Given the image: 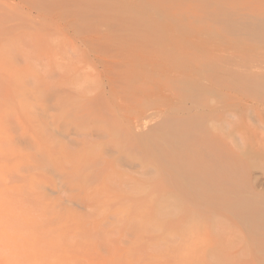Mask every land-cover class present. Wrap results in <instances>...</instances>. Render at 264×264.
<instances>
[{"label":"rangeland","instance_id":"rangeland-1","mask_svg":"<svg viewBox=\"0 0 264 264\" xmlns=\"http://www.w3.org/2000/svg\"><path fill=\"white\" fill-rule=\"evenodd\" d=\"M49 1L0 0V13L16 12L0 17V264H264V39L180 15L173 26L136 0ZM194 51L203 62H190ZM98 94L124 152L88 120ZM73 154L92 171L104 160L113 181L65 183L61 159ZM184 155L218 173L211 197L164 199L165 157Z\"/></svg>","mask_w":264,"mask_h":264},{"label":"bare ground","instance_id":"bare-ground-1","mask_svg":"<svg viewBox=\"0 0 264 264\" xmlns=\"http://www.w3.org/2000/svg\"><path fill=\"white\" fill-rule=\"evenodd\" d=\"M45 1V0H43ZM52 1V0H51ZM49 1V2H51ZM53 1H57V0H53ZM60 1V0H59ZM65 1V0H64ZM111 1V0H110ZM127 1V0H126ZM28 2V1H27ZM66 2V1H65ZM116 2V1H115ZM129 2V1H128ZM138 2V3H137ZM237 2V1H236ZM42 3V2H41ZM47 3V2H46ZM57 3V2H56ZM63 2H61L62 4ZM140 3V4H139ZM48 4V3H47ZM46 4V7H48ZM76 4V3H75ZM104 4V3H103ZM108 4V3H107ZM130 4V3H129ZM135 4V2H134ZM133 4V5H134ZM136 4L139 5V8L141 10V8L143 7L146 10H152L153 11H157V12H163L167 15H169L170 17L173 18V16H183L184 20L187 22V25L189 24L190 26H196L205 30H208L210 33L211 32H216V33H220V34H229L232 35L235 38H239L242 40H246V41H251L252 39L257 38H261L264 39V5H260L259 7L249 3L248 1H245L241 4L239 3H229L227 0H136ZM261 4V3H260ZM56 5V4H55ZM63 5V4H62ZM66 5V4H65ZM137 5V6H138ZM41 6V5H40ZM57 6V5H56ZM55 6V8H56ZM136 6V5H135ZM42 7V6H41ZM43 7H45L43 5ZM45 7V8H46ZM51 7V6H50ZM49 7V8H50ZM54 8V7H53ZM52 8V10H53ZM137 7V9H139ZM142 8V10H143ZM132 9V7H131ZM69 10V9H68ZM94 10V9H93ZM141 10V12H142ZM97 11V10H96ZM100 11V10H99ZM10 12V13H5L2 12L0 13V17L4 16V17H13L15 16L16 12L14 13ZM55 12V9H54ZM139 12V11H138ZM144 12V11H143ZM156 12V13H157ZM66 14V13H65ZM155 14V13H154ZM18 15V14H17ZM76 15V14H75ZM163 15V14H162ZM69 16V15H68ZM248 16V17H247ZM149 17V16H148ZM139 18V17H138ZM137 18V19H138ZM166 18V17H165ZM169 19V21L174 19V22H172L173 26L174 24H176L177 26H180L181 22L179 20H176L177 17H174L173 19L170 20L169 17H167ZM78 19V18H77ZM80 19V18H79ZM139 21H142L141 19H138ZM136 20V21H138ZM71 21V20H70ZM148 21V20H147ZM153 21V20H152ZM166 21V20H165ZM184 23V22H183ZM7 23H5L3 26V28H5V25ZM76 24V23H75ZM74 24V25H75ZM143 24V23H142ZM171 24V22L169 23ZM144 25H146V23H144ZM171 25V26H172ZM133 26V25H132ZM142 26V25H141ZM183 26V25H182ZM134 27V26H133ZM144 27V26H143ZM160 27V26H159ZM162 28H164L163 26H161ZM187 27V26H186ZM136 28V27H135ZM179 28V27H178ZM133 29V28H132ZM157 30L158 27L156 28ZM175 29V28H174ZM181 29V27H180ZM179 29V30H180ZM185 29V28H183ZM147 30V29H146ZM161 30V29H160ZM157 31V35H159V32L163 33V30L166 32H169L171 30H167L166 28L162 29L161 31ZM173 30V29H172ZM186 30V29H185ZM22 31V30H21ZM133 31V30H132ZM142 31V30H141ZM149 31V30H148ZM182 31V30H181ZM190 30H188L189 32ZM136 32V31H135ZM140 31L137 30L136 33ZM150 32V31H149ZM154 32V31H153ZM164 32V33H165ZM193 32V31H192ZM143 34L146 33V31L142 32ZM148 33V32H147ZM151 33V32H150ZM183 33V32H182ZM129 34V32H128ZM131 34V33H130ZM152 34V33H151ZM155 35V33H153ZM168 34V33H167ZM171 33H169L168 35L170 36ZM173 34V33H172ZM171 34V35H172ZM178 34V33H177ZM192 34V33H191ZM195 34V33H194ZM199 34V33H197ZM148 35V34H147ZM144 34V36H147ZM161 36L163 34H160ZM174 35V34H173ZM180 35V34H179ZM200 35V34H199ZM202 35V34H201ZM163 36H167V35H163ZM151 37V36H150ZM158 36H155L154 38H157ZM221 37V36H220ZM153 38V36H152ZM151 38V39H152ZM153 38V39H154ZM171 38V37H170ZM179 38V37H178ZM224 37L221 38V40ZM150 39V40H151ZM152 39V40H153ZM159 39H162L159 37ZM158 39V40H159ZM165 39V38H164ZM162 39V41L164 40ZM185 39V38H184ZM139 40V38L137 39ZM149 40V39H148ZM156 40V39H155ZM157 40V41H158ZM178 40V39H177ZM200 40V39H199ZM225 40V39H224ZM161 41V40H159ZM159 41L157 42V44L159 43ZM185 41V40H184ZM231 41V40H230ZM142 42V41H141ZM146 42V41H145ZM154 42V41H153ZM165 42V41H164ZM225 42V41H224ZM228 42V41H226ZM117 43V44H116ZM113 45H115L117 48L119 47L120 49H122L124 47L123 43H119L116 42ZM156 43V42H155ZM151 44V42H150ZM160 44V43H159ZM163 44V43H162ZM149 45V43H148ZM147 45V46H148ZM167 45V44H166ZM48 46V44H47ZM105 45L102 46V48H104ZM153 47L150 46V48H153L152 50V59H155L154 57L158 58L160 56V52L162 49H160L159 47H154V44L152 45ZM163 46V45H162ZM169 46V44H168ZM69 47V46H68ZM101 47V46H100ZM107 47V46H106ZM105 47V48H106ZM136 47V46H135ZM139 47V46H138ZM167 47V46H166ZM108 48V47H107ZM106 48V49H107ZM118 48V49H119ZM157 48V49H154ZM63 49V48H62ZM65 49V48H64ZM68 49V48H67ZM72 49V48H71ZM98 49V47H97ZM131 49V48H130ZM135 51V48H133ZM137 49V48H136ZM140 49H142L140 47ZM178 49V48H177ZM108 50V49H107ZM111 50V49H110ZM165 50V49H164ZM169 50V49H167ZM63 51V50H62ZM105 51V50H103ZM132 51V50H131ZM170 52H168L169 54H176L178 56L179 53H181V55H183V50L181 51H173V49L169 50ZM109 52V51H108ZM138 52V51H137ZM151 52V50H150ZM175 52V53H174ZM68 53V52H67ZM64 53L66 55H68L67 58L69 59H79L80 58H73L74 56H72L71 53L69 57V53ZM91 53V52H90ZM147 53V52H146ZM167 53V54H168ZM59 56V55H58ZM154 56V57H153ZM158 56V57H157ZM186 57H188V55H185ZM79 57V56H78ZM81 57V55H80ZM66 58V59H67ZM190 62H203L204 60H202L201 58H203L202 55H200L199 52L194 51L192 54H189ZM68 60V59H67ZM66 61V60H65ZM69 62V61H68ZM143 62V61H142ZM62 63V62H61ZM60 63V64H61ZM66 63V62H65ZM72 62L68 63L71 64ZM117 63V62H116ZM76 64V63H75ZM78 64V63H77ZM59 65V63L57 64ZM67 65V63L65 64ZM65 65L63 67H65ZM144 65V64H143ZM70 66V65H69ZM77 66V65H76ZM75 66V67H76ZM100 66V65H99ZM116 66V65H115ZM133 66V65H132ZM62 69H66L63 68ZM133 68V67H131ZM143 68V67H142ZM60 69V67H59ZM72 69V68H71ZM70 69V70H71ZM61 70V69H60ZM68 69H66V71H70ZM85 70V69H84ZM65 71V70H64ZM114 72V71H113ZM82 73V72H81ZM69 74V73H68ZM83 74V73H82ZM81 74V75H82ZM65 75V74H64ZM96 75V74H95ZM143 75V74H142ZM78 76V75H77ZM144 76V75H143ZM9 77L14 78V76L12 74H9ZM138 77H140L138 75ZM82 78V77H81ZM83 80V79H82ZM94 80V79H93ZM96 80V79H95ZM81 81V80H80ZM79 81V82H80ZM185 81V80H184ZM71 82V80H70ZM97 82V80H96ZM95 81L92 82L93 84L96 83ZM75 83V81H74ZM77 83V81H76ZM81 83L83 84V82L81 81ZM81 84V85H82ZM89 84V83H88ZM87 83L85 85H87L89 87ZM93 84H90L93 86ZM98 84V83H97ZM70 86H72L74 84H69ZM84 84L82 85L83 87L85 86ZM80 86V85H79ZM78 86V87H79ZM96 86V85H95ZM76 87V86H74ZM107 87V86H106ZM77 88V87H76ZM75 89V91L77 92V90ZM80 90L81 87H79ZM94 87L93 90H95ZM73 89V90H74ZM69 91V90H68ZM72 91V90H71ZM93 92V91H92ZM66 95V94H65ZM67 96V95H66ZM98 96L101 98L102 95H97V100L94 99L92 100V106L96 107L95 109H91V107H87V110L90 115L88 116V120L89 122H91L92 126H96L94 127L96 130H101L103 133L108 134L110 136V138L115 141L113 145L119 147V150H122L123 148L120 147L121 145L118 144V140L122 143V141H125V143L127 144V140L124 137V133L122 132V130L119 127H115V126H111V127H106L104 122H101L99 117H102V113L104 114V104L102 105V102H97ZM64 97V95H63ZM61 97V98H63ZM103 97V96H102ZM96 100V102H95ZM88 101V100H87ZM90 101V100H89ZM102 101V99H101ZM91 102V101H90ZM86 103V102H85ZM85 103H83V107H85ZM81 107V108H83ZM93 111H96V113H91ZM226 114V113H225ZM229 114V113H228ZM126 115V114H125ZM231 115V114H230ZM235 115V114H234ZM95 116V117H94ZM233 116V115H232ZM237 117V116H236ZM234 118V117H233ZM235 119V118H234ZM248 120V119H247ZM237 121V120H236ZM239 121V120H238ZM235 123V122H234ZM210 124V123H209ZM232 124V123H231ZM219 126V125H218ZM235 127V126H234ZM233 128V127H232ZM216 130V129H215ZM92 134V133H91ZM90 134V135H91ZM263 137V136H261ZM122 140V141H121ZM109 143V142H108ZM86 145V144H85ZM120 145V146H119ZM90 146V145H89ZM124 147V146H123ZM127 147V146H126ZM129 147V146H128ZM127 147V148H128ZM135 147V146H134ZM96 148V147H95ZM137 147H135L136 149ZM97 149V148H96ZM133 149V147H132ZM131 149V150H132ZM134 149V150H135ZM130 150V151H131ZM137 150V149H136ZM106 151V150H105ZM129 151V152H130ZM158 151V149H157ZM120 152H124L123 150ZM143 150H138L137 153H142ZM116 154V153H115ZM125 154V153H124ZM137 155H134L133 157H136ZM124 158L128 157L127 154L123 155ZM183 159H179L178 161H174L171 157H165L164 163L162 165V167L164 169L167 170L168 174H170L169 176V180L167 181V183H169V187L170 189L167 190L166 192H164L163 194H165L164 199L167 200H172V201H177L176 203H178V201L181 200L180 197H182V195H179V193H189V194H194V195H204L206 197H211V192L212 189L214 188V186H216V182H217V175L218 174L216 171L211 170L210 173H204L202 172V168H201V164L198 163V161H194V160H190L191 158L188 157L187 155L182 156ZM130 158V157H129ZM99 159L95 160L94 162H92L96 167H97V171H92L89 170L88 167L90 164V162L88 160L82 162V159H79L77 155H70L68 157H66L65 155L62 157L61 159V166H60V173L61 176L64 180L65 183H70V184H84L86 185L87 182H93V184H97V185H102V184H107L109 182H112V177L114 176L113 173H117L113 168H111L110 166H105V161H99ZM152 161V160H151ZM161 161V160H160ZM135 162V161H134ZM134 164H137L135 166H142V163L139 162H135ZM146 167L148 166V164H144ZM200 170V171H199ZM156 171L158 170H154L155 173H157ZM202 172V173H201ZM148 173V172H147ZM146 173V174H147ZM172 173H181L185 176L186 180L183 182L178 181L177 179H174L172 176ZM149 174V173H148ZM151 174V173H150ZM167 174V173H166ZM154 176V175H153ZM155 177V176H154ZM61 178V179H62ZM133 178V177H132ZM153 178V177H152ZM60 179V180H61ZM151 179V178H150ZM134 180V179H133ZM152 180V179H151ZM136 181V180H135ZM154 181V180H152ZM115 183V182H114ZM113 185V184H112ZM74 189V187H72ZM101 188V187H100ZM72 189V190H73ZM138 191V190H137ZM91 192V191H90ZM93 192V191H92ZM94 195V194H93ZM91 196V195H90ZM163 197V196H162ZM83 200V199H81ZM236 207L238 209H240L245 215H250L251 217H248L250 219L251 222L254 221L255 219V213L254 212H250V210L248 209V205L245 201L241 200L240 202L237 201L236 203Z\"/></svg>","mask_w":264,"mask_h":264}]
</instances>
